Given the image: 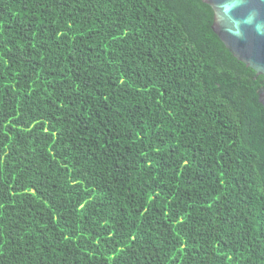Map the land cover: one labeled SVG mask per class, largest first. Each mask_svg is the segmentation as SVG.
I'll use <instances>...</instances> for the list:
<instances>
[{"label": "trees", "instance_id": "obj_1", "mask_svg": "<svg viewBox=\"0 0 264 264\" xmlns=\"http://www.w3.org/2000/svg\"><path fill=\"white\" fill-rule=\"evenodd\" d=\"M203 0H0V264H264V75Z\"/></svg>", "mask_w": 264, "mask_h": 264}, {"label": "water", "instance_id": "obj_2", "mask_svg": "<svg viewBox=\"0 0 264 264\" xmlns=\"http://www.w3.org/2000/svg\"><path fill=\"white\" fill-rule=\"evenodd\" d=\"M214 10V32L232 54L264 75V0H203ZM264 106V87L259 89Z\"/></svg>", "mask_w": 264, "mask_h": 264}]
</instances>
